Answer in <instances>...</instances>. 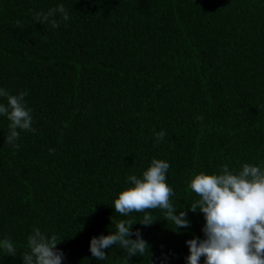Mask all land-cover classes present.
<instances>
[{"label":"trees","instance_id":"16d2710c","mask_svg":"<svg viewBox=\"0 0 264 264\" xmlns=\"http://www.w3.org/2000/svg\"><path fill=\"white\" fill-rule=\"evenodd\" d=\"M61 2L66 24L34 19ZM0 87L28 93L36 129L17 149L0 118V238L18 253L0 264H23L34 226L59 236L65 264H186L205 223L188 211L191 179L264 163V0H0ZM153 158L170 163L190 227L150 210L156 221L133 225L149 253L128 261L113 245L97 260L91 238L125 219L113 201Z\"/></svg>","mask_w":264,"mask_h":264},{"label":"clouds","instance_id":"9594fccd","mask_svg":"<svg viewBox=\"0 0 264 264\" xmlns=\"http://www.w3.org/2000/svg\"><path fill=\"white\" fill-rule=\"evenodd\" d=\"M34 19L41 24L58 28L70 20L64 3L47 12H36ZM26 91L12 94L0 87V118H6L8 133L5 142L19 148L22 132H35L33 109L28 105ZM155 145L163 143L166 132H155ZM53 151L54 149H49ZM170 163L165 159L153 158L141 175L130 174L125 177L128 185L114 199V209L125 219L115 222V230L108 235L93 236L89 250L99 261L108 259L106 249L119 247L129 257L145 256L150 245L138 228L139 222L150 226L157 219L150 210L159 209L164 219L179 233L190 227L188 211L203 213V238L194 237L185 243L189 250L186 264H264V163H243L239 170H231L222 164L218 172L196 174L189 188L198 198L187 205L188 211L179 209L172 198L176 195L168 183ZM179 209V211H178ZM143 213L141 219L134 221L132 213ZM178 212V214H177ZM133 236L135 238H133ZM61 239L34 226L27 237L28 250L20 254L23 264H65V253L57 245ZM0 251L16 257L14 242L0 238ZM160 264H165L167 254Z\"/></svg>","mask_w":264,"mask_h":264}]
</instances>
